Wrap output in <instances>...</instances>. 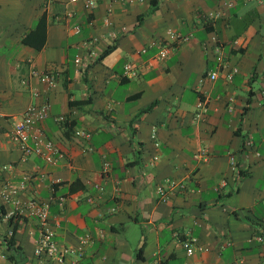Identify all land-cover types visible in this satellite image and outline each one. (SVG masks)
Instances as JSON below:
<instances>
[{
	"label": "crops",
	"instance_id": "1",
	"mask_svg": "<svg viewBox=\"0 0 264 264\" xmlns=\"http://www.w3.org/2000/svg\"><path fill=\"white\" fill-rule=\"evenodd\" d=\"M226 1L0 0V183L29 175L13 231L22 264H264V0ZM39 15L44 40L34 47L21 38ZM29 68L54 71V85ZM41 98L43 131L62 152L54 163L23 155L10 135ZM167 178L180 186L163 199ZM49 197L54 243L88 238L61 262L34 253L38 223L24 204ZM11 208L0 205V264L15 257L1 239Z\"/></svg>",
	"mask_w": 264,
	"mask_h": 264
},
{
	"label": "built area",
	"instance_id": "2",
	"mask_svg": "<svg viewBox=\"0 0 264 264\" xmlns=\"http://www.w3.org/2000/svg\"><path fill=\"white\" fill-rule=\"evenodd\" d=\"M51 1V0H45ZM84 7L91 8L95 5L96 0H80ZM140 1V0H139ZM231 0H227L226 4H230ZM225 4V5H226ZM212 16V12H208L206 15H203V19L210 20ZM169 37L173 40L178 42L183 41L187 38L186 34L168 32ZM212 41H216L215 37H210ZM93 38L86 40L84 43L91 44ZM166 49L162 48L159 51V55L163 56ZM77 60V58H75ZM236 68L232 67L231 70L227 74V78L229 79L231 76V72L235 71ZM28 74L34 75L37 79L46 84L48 87H52L55 83L56 73L52 70H38L35 68H29ZM209 77L213 78L215 76V71L212 70L209 72ZM264 90H261L263 93ZM202 102L199 103V106L202 107ZM48 107L49 103L45 98H41L40 100L27 104L23 110L21 111L19 117L14 121L12 128H11V138L15 141L18 149L23 155L28 154H35L43 159L45 162L54 163L56 162L61 156L62 152L60 151L59 147L50 139L48 138L42 128L41 121L48 115ZM54 121L63 123L65 120V115L63 114H56L52 116ZM73 133L75 135H79L82 137L87 138L88 132L79 127L73 128ZM198 155V153L196 154ZM230 163L233 164V157L230 154L229 156ZM106 162L102 163V169H106ZM8 166V164H2V168ZM29 178L28 174H23L21 179L18 183H11L9 181H2L0 183V205L7 202V200L11 201L13 204V208L9 209L8 211L3 212L2 216L7 218L8 216L16 213V209L18 207L19 199L17 197L18 188L23 185V182ZM53 181L49 185V190L52 191L53 189ZM224 180H221L218 185H223ZM98 189H101V186L96 185ZM180 186L179 182L174 178H167L165 179V184L158 187V191L160 192L161 197L164 199L167 196L168 191L173 190V188ZM50 197L46 200L39 201L35 198L27 199L24 204L28 207L33 209V212L36 216L37 223H38V235L35 238V246H34V253L37 255H43L49 258L54 259L57 262H61L64 256L67 253H75L77 255L81 252V245L87 241V236H80L79 237V244L78 248L73 247H58L57 244L54 243L52 240L53 231L48 225V201ZM65 200L64 194H58L56 196V201L58 204H62ZM113 207H109V211H112ZM10 232V229L7 233ZM194 238H186L183 240V244L185 246V253L190 254L192 251ZM261 261L264 263V248H262L260 252ZM183 264H191L184 262ZM231 264H235L232 262Z\"/></svg>",
	"mask_w": 264,
	"mask_h": 264
},
{
	"label": "trees",
	"instance_id": "3",
	"mask_svg": "<svg viewBox=\"0 0 264 264\" xmlns=\"http://www.w3.org/2000/svg\"><path fill=\"white\" fill-rule=\"evenodd\" d=\"M44 40V18L43 15H39L34 25L25 33V35L21 38V41L26 44L34 45V47H39L42 45ZM112 46H108L104 48L99 56L103 55L104 53L108 52L111 49ZM98 56V57H99ZM62 124L70 125L72 124V121H68L67 117H65V120ZM56 182L53 183V185ZM16 219L17 214L14 213L6 218L8 225H10V232L6 233L2 236V240L6 244L7 249L11 248L12 252L15 254V257L13 255L9 256V259L11 260L12 264H22L21 258H20V250L18 248V245L15 244V240L13 237V231L16 227ZM12 253V254H13Z\"/></svg>",
	"mask_w": 264,
	"mask_h": 264
},
{
	"label": "rangeland",
	"instance_id": "4",
	"mask_svg": "<svg viewBox=\"0 0 264 264\" xmlns=\"http://www.w3.org/2000/svg\"><path fill=\"white\" fill-rule=\"evenodd\" d=\"M68 53H69V55H71V51H69ZM134 231L135 230H134L133 227H128L127 228V234L129 236L130 240L132 239V237H134Z\"/></svg>",
	"mask_w": 264,
	"mask_h": 264
}]
</instances>
